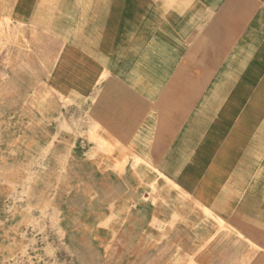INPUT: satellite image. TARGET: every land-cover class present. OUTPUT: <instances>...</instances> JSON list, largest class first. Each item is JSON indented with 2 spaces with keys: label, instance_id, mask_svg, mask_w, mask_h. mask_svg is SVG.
Wrapping results in <instances>:
<instances>
[{
  "label": "crops",
  "instance_id": "1",
  "mask_svg": "<svg viewBox=\"0 0 264 264\" xmlns=\"http://www.w3.org/2000/svg\"><path fill=\"white\" fill-rule=\"evenodd\" d=\"M0 11V179L38 173L23 213L0 208V264L33 230L56 264H264V0ZM53 86L119 151L52 131Z\"/></svg>",
  "mask_w": 264,
  "mask_h": 264
},
{
  "label": "rangeland",
  "instance_id": "2",
  "mask_svg": "<svg viewBox=\"0 0 264 264\" xmlns=\"http://www.w3.org/2000/svg\"><path fill=\"white\" fill-rule=\"evenodd\" d=\"M9 0H0V4H7ZM9 18V15L6 11H0V20L2 22L6 21ZM5 27H0V38L7 36L6 27L7 23L3 24ZM2 42V41H0ZM52 95L60 101L64 110V118L61 113L59 117H53L51 124L48 126L52 131L58 130L63 132H91L93 136L97 137V141L101 145H105L118 150L117 144H110L108 140L104 138V131L96 127L91 120L89 119L86 109L84 107H79L76 103L73 102V97L71 93L63 87H49ZM77 106V107H75ZM119 151V150H118ZM122 153V152H121ZM125 153H122L119 156L120 161L125 162ZM7 174V173H4ZM38 173L29 174L27 180H24L23 173H16V177L20 178L15 184L13 182L8 183V181L3 176L0 180V196L3 197V205H0V208L9 213H23L22 199L24 198V191L22 189L24 183L29 184V181L35 179ZM32 179V180H31ZM26 181V182H25ZM14 186L21 187L17 191V197H14ZM54 190V189H52ZM54 191H49L48 198L53 201L55 196L53 195ZM13 198L15 201H13ZM3 206V207H2ZM50 207V205H48ZM0 209V210H1ZM38 231H31L32 235H29V232L24 237H17L14 240L13 248L11 246H5V251H2L3 258L6 261V264H56L54 254L49 250H44V245L40 243ZM37 233V235H35ZM13 242V241H12Z\"/></svg>",
  "mask_w": 264,
  "mask_h": 264
},
{
  "label": "bare ground",
  "instance_id": "3",
  "mask_svg": "<svg viewBox=\"0 0 264 264\" xmlns=\"http://www.w3.org/2000/svg\"><path fill=\"white\" fill-rule=\"evenodd\" d=\"M176 107V106H175ZM110 143V142H109ZM143 158V157H142ZM125 159V158H124ZM147 161V160H146ZM142 162H140L139 160H137V167H136V173L141 177V176H146V175H148L149 173H150V171H151V165H149V166H147L146 164H144V163H142ZM263 164V163H262ZM136 166V165H135ZM134 166V167H135ZM135 169V168H134ZM264 172V171H263ZM134 173H135V170H134ZM135 173V174H136ZM165 182V181H164ZM173 188V187H172ZM161 189H163V188H161ZM174 190V189H173ZM257 194V193H256ZM182 195V194H181ZM204 213H206L205 211H204ZM251 235V234H250ZM252 239V238H251Z\"/></svg>",
  "mask_w": 264,
  "mask_h": 264
}]
</instances>
